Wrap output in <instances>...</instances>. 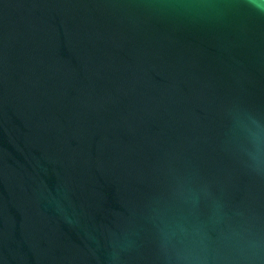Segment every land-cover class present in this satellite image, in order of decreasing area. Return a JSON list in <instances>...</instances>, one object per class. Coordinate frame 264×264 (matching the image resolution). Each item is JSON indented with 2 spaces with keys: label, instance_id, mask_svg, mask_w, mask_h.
Listing matches in <instances>:
<instances>
[{
  "label": "water",
  "instance_id": "obj_1",
  "mask_svg": "<svg viewBox=\"0 0 264 264\" xmlns=\"http://www.w3.org/2000/svg\"><path fill=\"white\" fill-rule=\"evenodd\" d=\"M0 264H264V0H0Z\"/></svg>",
  "mask_w": 264,
  "mask_h": 264
}]
</instances>
